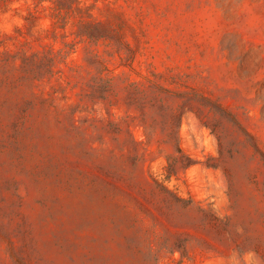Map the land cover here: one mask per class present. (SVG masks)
Here are the masks:
<instances>
[{
	"label": "rangeland",
	"instance_id": "1",
	"mask_svg": "<svg viewBox=\"0 0 264 264\" xmlns=\"http://www.w3.org/2000/svg\"><path fill=\"white\" fill-rule=\"evenodd\" d=\"M96 5L128 47L78 44L50 75L0 45V264H264V0ZM25 15L0 14V38ZM99 77L110 91L87 97ZM175 140L195 163L167 185L192 203L167 216L150 176Z\"/></svg>",
	"mask_w": 264,
	"mask_h": 264
},
{
	"label": "trees",
	"instance_id": "2",
	"mask_svg": "<svg viewBox=\"0 0 264 264\" xmlns=\"http://www.w3.org/2000/svg\"><path fill=\"white\" fill-rule=\"evenodd\" d=\"M19 2H23L26 10V15L23 16L24 24L22 27L16 26L13 34L2 33L0 45H4L6 41L17 43V52L14 55L7 52L6 54L12 58L18 57L21 60V68L25 74L34 73L27 67L33 60L39 59L46 62L44 73L53 75V67L57 58L65 59L75 51L76 45L81 43L98 44L103 42L114 44L118 49L123 46L128 47L124 37V31L127 28L126 22L115 15H109L107 18L101 19L94 12L95 10L101 11V8L96 5V0L89 4L86 3V0H0V14L8 12L13 3ZM42 18L49 19V27H40L39 21ZM29 38L35 40L46 38L53 42L59 41L62 48L55 50L52 44H45L42 51L28 53ZM91 60L93 59L91 58L88 61ZM86 87L90 90L87 95L90 98L104 99L106 93L110 91L108 80L102 77L93 78L91 82L86 84ZM133 90H137V87H133ZM132 92L137 93V91ZM200 99L203 105L209 101L205 96H201ZM210 105H213L211 106L212 111L225 113L218 104L212 103ZM192 109L190 111H193ZM194 113L196 114V112ZM182 115V110L178 113H172L171 116L174 118L176 125ZM196 115L202 121V118L198 114ZM203 124L207 125L206 122H203ZM135 144L137 143L135 142ZM174 152L176 155L166 157V164L162 168L163 178L150 176L154 190L163 197V202L167 208V216H170V212L174 208H188L192 203L180 196L176 189L167 185L172 176L176 177L179 171L185 170L195 163L194 160L182 152L177 140L174 142ZM198 210L201 211L204 221H207L208 225L218 226L221 224V221L213 215L200 208ZM175 249L180 250L183 247L179 243L175 246Z\"/></svg>",
	"mask_w": 264,
	"mask_h": 264
}]
</instances>
